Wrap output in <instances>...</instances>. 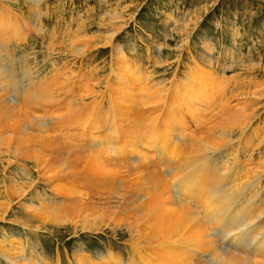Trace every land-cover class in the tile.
I'll list each match as a JSON object with an SVG mask.
<instances>
[{
  "label": "rangeland",
  "instance_id": "rangeland-1",
  "mask_svg": "<svg viewBox=\"0 0 264 264\" xmlns=\"http://www.w3.org/2000/svg\"><path fill=\"white\" fill-rule=\"evenodd\" d=\"M191 84L207 92L208 109H197L207 126L182 108ZM34 116L56 133L31 127ZM215 123L227 132H211ZM184 132L195 138L194 152L228 140L220 151L227 165L237 155L243 180L262 175L256 194L264 215V0H0V264H97L108 252L127 260L137 184L128 190L129 176L119 174L115 184L97 185L108 182L86 161L89 149L99 150L103 138L128 142L120 151L152 153L143 146L150 136L176 143ZM135 154L127 153L130 170ZM156 157L137 169L150 174L147 184L162 178ZM58 202L77 209L38 215ZM103 213V223L82 228Z\"/></svg>",
  "mask_w": 264,
  "mask_h": 264
},
{
  "label": "bare ground",
  "instance_id": "bare-ground-1",
  "mask_svg": "<svg viewBox=\"0 0 264 264\" xmlns=\"http://www.w3.org/2000/svg\"><path fill=\"white\" fill-rule=\"evenodd\" d=\"M2 47H5V45ZM28 76H26L27 79L29 78ZM146 80L144 78L140 83L145 84ZM22 84L18 81V86ZM190 87L191 92L186 95V102H182V108L185 114L191 115L194 120H196L195 118L202 119L200 123L207 126L206 123H209L207 122L208 119L203 120L201 115L197 114L198 108L208 109L203 102V99L205 100L207 96V92L205 88H198L200 86L193 89L191 84ZM197 90H202V93L198 94ZM17 93L19 94L20 92L17 91ZM29 95L35 96L34 93H29ZM29 95L26 94V96ZM212 96L210 95L209 97ZM45 100L48 99H44L41 102ZM172 105L175 106V104ZM151 109L149 112H152ZM174 111H177L175 107ZM222 112L217 111L216 113L220 114ZM24 113L29 114L27 112ZM34 117L36 126L33 125L31 127L37 128L39 131H47L50 134L56 133L45 125L41 117ZM232 123H229V126L227 125L229 130L235 128V124L232 125ZM153 124L154 122L151 120L146 125L153 126ZM115 127L114 131L117 133L118 128ZM178 128L176 129L182 130L180 127ZM209 128H211V132L212 129L213 131L222 130L221 133L227 132V127H223L222 125L219 127L218 123L210 125ZM206 129L208 128L206 127ZM28 133H30L29 130L28 132H24L23 135L25 140L31 143L33 140L30 137L33 135H29L30 137H28ZM117 136L118 134H115L113 139H117ZM54 137L56 135L51 138ZM173 137L160 138L155 134L153 137L150 136L151 143H146L143 146H153L152 153L151 151L148 152L139 148L120 151L129 143L123 142L124 145L119 147L112 142L104 144L103 138H99V144H101L99 150L89 149V158L87 157L86 161H89L90 166H93V169L97 171V179L107 180L108 182H97V185L105 186L108 184L111 186L115 184V178L119 174L128 175L130 182L127 185V189H132L133 183L137 184L138 187H133L132 189L134 202L138 203V205L131 209L135 208L140 213H137L138 216L135 217V221H129L130 227L129 225L126 226L127 232L130 234L129 244L127 245L128 249H126L127 260H120L118 255H112L108 252L105 256L99 255L97 257V264H111L108 262V259L112 260L113 264H120V262L121 264H264V215L262 214V208L259 207L262 198H258L256 194L261 188L260 177L262 175L259 172H249L250 176H246V179L243 180V176L240 175L242 170L237 168V164L239 163L237 155L231 158V166H228L227 162L222 158V152H220L227 145L226 143H228L226 139H222L214 144L211 142L204 143L200 150L194 152L192 144L195 138L193 136H188L185 132L180 133L181 142L176 143H174ZM187 137L190 139H186ZM58 138L67 141L66 135H59ZM158 138H160V142H158ZM73 146L79 145L75 144ZM132 146L134 147L133 144ZM127 153L130 156L131 153H136L134 156L138 158V161H134L131 164L133 173L126 167L128 165L125 164L128 159ZM115 154L122 158V160L116 161ZM156 156H158V161L162 167L161 171H163V174L161 173V176L166 180L158 177L153 184H147L151 179L149 177L150 174L143 170L137 171V169L143 165L146 168L147 165L150 166L149 161H152L151 159ZM217 160L220 162H216ZM115 162H119L121 163L120 166L126 167L123 168L122 173H120L121 170L119 168H116ZM219 168L223 169L219 171ZM125 188L126 186L123 185L119 189L124 190ZM61 189L59 191L66 194L74 193L73 191L69 192ZM108 190L112 192V189L108 188ZM77 196L80 197V195ZM60 203L50 205L47 203L48 205L44 206V209L42 208L38 215L42 219H46L47 217L50 219L51 217H60L61 215L62 217L68 216L77 209L76 204ZM140 207L143 210H139ZM258 207L261 211L258 210ZM105 217L108 216L104 213L88 217L87 221L85 220L83 223L82 228L90 231L93 229V226L97 227L96 221L103 223ZM254 219H256V222L252 223ZM88 220L90 221L89 224L87 223ZM141 226H144V232L146 233L140 231ZM150 227L152 228L151 230H149Z\"/></svg>",
  "mask_w": 264,
  "mask_h": 264
}]
</instances>
